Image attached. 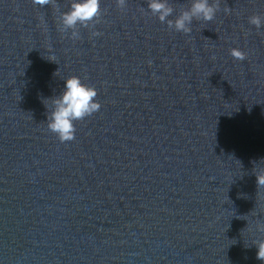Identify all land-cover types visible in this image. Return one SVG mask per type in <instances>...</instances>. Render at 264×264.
<instances>
[{
	"label": "water",
	"instance_id": "95a60500",
	"mask_svg": "<svg viewBox=\"0 0 264 264\" xmlns=\"http://www.w3.org/2000/svg\"><path fill=\"white\" fill-rule=\"evenodd\" d=\"M69 4L0 0V264H264V0L189 34L100 0L75 41ZM73 75L101 108L61 143L40 98Z\"/></svg>",
	"mask_w": 264,
	"mask_h": 264
},
{
	"label": "clouds",
	"instance_id": "9594fccd",
	"mask_svg": "<svg viewBox=\"0 0 264 264\" xmlns=\"http://www.w3.org/2000/svg\"><path fill=\"white\" fill-rule=\"evenodd\" d=\"M40 3H47L48 0H39ZM119 9H125L127 0H115ZM147 10L150 14L164 23L170 30L189 34L192 31L191 25L196 21H212L216 13L220 10L219 0H189L186 8H181L179 14L174 19H170L174 13V8L169 0H147ZM142 11H144L142 9ZM225 14H229L231 9L225 7ZM100 0H70L67 11L59 15V25L61 31L68 32L72 40L79 39L77 25L88 27L91 23H99ZM249 23L259 28L264 23V18L259 15L249 17ZM93 36L99 35L93 31ZM234 57L242 58L238 50H232ZM63 87L59 93L51 98L41 97V103L46 110V127L54 133L61 143L69 142L75 138V123L99 111L100 102L96 99L98 93L95 87L90 86L79 76H68L60 78ZM256 176L259 187H264V171H260ZM257 231L264 233V223L257 224ZM252 245L256 248V258L264 261V239L254 240Z\"/></svg>",
	"mask_w": 264,
	"mask_h": 264
}]
</instances>
